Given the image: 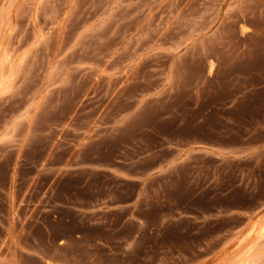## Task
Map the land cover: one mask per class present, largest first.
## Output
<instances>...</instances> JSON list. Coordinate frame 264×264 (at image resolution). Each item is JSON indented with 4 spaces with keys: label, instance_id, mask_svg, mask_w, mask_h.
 <instances>
[{
    "label": "rangeland",
    "instance_id": "1",
    "mask_svg": "<svg viewBox=\"0 0 264 264\" xmlns=\"http://www.w3.org/2000/svg\"><path fill=\"white\" fill-rule=\"evenodd\" d=\"M0 264H264V0H0Z\"/></svg>",
    "mask_w": 264,
    "mask_h": 264
},
{
    "label": "crops",
    "instance_id": "2",
    "mask_svg": "<svg viewBox=\"0 0 264 264\" xmlns=\"http://www.w3.org/2000/svg\"><path fill=\"white\" fill-rule=\"evenodd\" d=\"M197 152H199V150L195 149V148L185 149L184 151H182L180 154L177 155L176 161L177 162H185V163H187L191 159L193 154H196ZM204 152H206V154L212 153L210 151H204ZM131 220L136 221L135 219H131ZM142 225L144 226V222H141L139 227H141Z\"/></svg>",
    "mask_w": 264,
    "mask_h": 264
}]
</instances>
